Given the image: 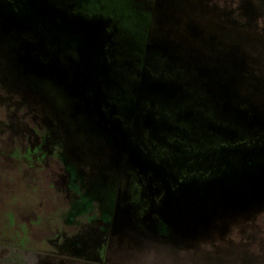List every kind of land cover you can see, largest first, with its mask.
<instances>
[{
  "label": "flooded vegetation",
  "instance_id": "flooded-vegetation-1",
  "mask_svg": "<svg viewBox=\"0 0 264 264\" xmlns=\"http://www.w3.org/2000/svg\"><path fill=\"white\" fill-rule=\"evenodd\" d=\"M173 3L178 14L264 32V0ZM164 5L145 6L150 25ZM123 28L107 0H0V98L7 100L0 122L16 102L29 108L37 140L23 156L37 162L31 183L43 164L50 188L59 171L66 177L64 201L51 196L55 216V199L65 205V230L53 216L54 231L40 228L38 243L46 245L36 250L58 256L64 238L90 229L101 243L72 262L264 264V217L232 230L198 227L207 213L227 221L264 204V167L258 183L246 173L251 153L264 146L263 119L250 127L245 101L242 124L235 119L232 69L224 84L211 85L204 67L211 63L200 58L181 59L174 49L156 58L145 42L142 53L130 55ZM10 172L0 175L16 187ZM11 201L8 212L29 225L32 239L36 213L22 220Z\"/></svg>",
  "mask_w": 264,
  "mask_h": 264
},
{
  "label": "rangeland",
  "instance_id": "rangeland-1",
  "mask_svg": "<svg viewBox=\"0 0 264 264\" xmlns=\"http://www.w3.org/2000/svg\"><path fill=\"white\" fill-rule=\"evenodd\" d=\"M107 1L117 8L118 19L124 27L123 38L127 36L128 39L127 46L130 55L138 56L137 54L144 51L145 43H147L148 46H151V52L156 58L160 57L161 53L170 52L173 49L181 59L200 58L199 60L211 63V66H204L207 69L211 85L224 84L232 69V62L237 60L235 56L238 57V60L241 58L243 62L242 60L239 62L243 63L241 70L243 77L242 81L236 83L232 92L233 96L238 100V105L241 106L242 101H245L248 107L251 109L253 106L258 107L260 113L264 115V32L259 33L236 26L213 24L198 20L191 14H178L174 12L177 11L176 5L173 3L175 0H163L165 5L161 6V10L155 12L156 17L154 16V20L151 19L154 21L153 25H150L151 12H146L144 8L150 4L151 0ZM161 4L163 5V3ZM235 20L237 21V19ZM236 47L239 53H235V55L232 50H236ZM142 61L139 58L137 63H142ZM5 102H7L5 98L4 100L0 98V105ZM19 104L16 102V105L10 106L11 109L6 117L7 121L0 122V149L3 151V154L0 155V174L2 170H10L11 176H14L17 182L16 187L12 186L6 180L7 175H5L6 178L3 177V174L0 175V264H77L72 262V258H81V255L91 249V246L101 243L103 236L87 229L83 234H79L73 239L72 236L64 238V241L58 245V256L40 254L37 251L38 248L43 249V246L46 245L38 243L39 235L43 231L40 228L46 229L43 232L54 231L53 216L55 217H53L55 227L62 231L65 230L66 215L64 214L65 209H63L65 205L59 202H63L66 195V189L64 190L61 185L64 184L66 177L63 172L59 171L58 176L55 177L56 188H50L52 182L48 176L49 171L43 164L42 172L40 173L39 170V179L31 183L36 178L34 172L37 169V162L33 156L29 160L23 155L36 143V136L32 134L35 124H33L34 121L32 123V120L28 121L31 116L27 114L29 108L22 111L17 107ZM214 104L209 110L217 113L220 107L218 104ZM250 108L249 113L252 116L255 113ZM46 163V165L49 164L48 160ZM18 169L20 172H17ZM29 183L30 188L27 187ZM73 189L77 190L76 187ZM55 192L61 197V201L55 199L58 201L57 216L53 213L54 200L52 197ZM12 196L13 200L19 204L17 213L22 220H27L31 216L27 211L35 212L37 215L35 224L38 226L33 227L36 236L33 234L32 239L29 225L24 221H18V218L8 212L13 203ZM258 200H256L257 203ZM220 216L219 212L207 213L204 215L202 225L198 226L199 230L202 228L203 232H212L213 229L220 228V226L228 230L242 227L244 224L255 221L257 217L261 219L264 217V204L258 203L248 209L245 208L242 213L237 211L227 221L224 219L225 215ZM52 224L53 227H51ZM258 224H261L260 221ZM226 229L223 232L220 230L221 232H217V234L223 235ZM32 242L37 246L32 247L34 251L28 250Z\"/></svg>",
  "mask_w": 264,
  "mask_h": 264
},
{
  "label": "water",
  "instance_id": "water-1",
  "mask_svg": "<svg viewBox=\"0 0 264 264\" xmlns=\"http://www.w3.org/2000/svg\"><path fill=\"white\" fill-rule=\"evenodd\" d=\"M168 44H169V42H168ZM232 52L234 54L235 53H239V50L236 47V50H232ZM235 57H236L237 60H234L232 62V65L231 66H232L233 82L236 85L237 82L242 81L243 74H242L241 70H242V67H243V63H242L243 60L241 58H239V60H242V62H239L238 57L237 56H235ZM238 79H239V81H238ZM233 99H234V102H235V104L232 107V110L234 112L233 114H234L235 119L236 120H239L238 123L241 125L242 124V122H241L242 118H240V117H242V115H241L242 114V111H241V108L239 107V105L236 104L237 101H238L236 99V97H233ZM251 110H253L252 112L255 113V114H252V116L250 115V119H251L250 121L251 122H249L248 124H249L250 127H255L256 126L255 123L258 125L259 122H262V119L264 121V115L262 113H260V109H258V107L253 106ZM259 125H261V124H259ZM262 125H264V124H262ZM256 144H258L257 141H256ZM255 148H257V146H255ZM251 152H252V150H251ZM250 157H254L255 158V161H253V162L251 161L250 162V168L247 169L246 173L249 174V176L254 180L253 183H258L260 181V179L262 178L261 175H262L263 167H264V163L262 162L260 164V162H259V160L264 157V146L258 152H256V151L253 150V153H251ZM242 199H243V197H241V200Z\"/></svg>",
  "mask_w": 264,
  "mask_h": 264
}]
</instances>
